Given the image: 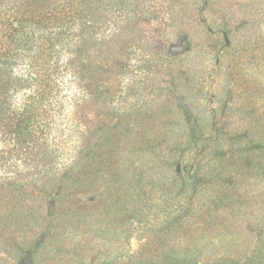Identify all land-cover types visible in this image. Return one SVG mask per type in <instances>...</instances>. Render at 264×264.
I'll return each mask as SVG.
<instances>
[{"label": "rangeland", "instance_id": "obj_1", "mask_svg": "<svg viewBox=\"0 0 264 264\" xmlns=\"http://www.w3.org/2000/svg\"><path fill=\"white\" fill-rule=\"evenodd\" d=\"M98 1L96 13L112 8L117 16L110 27L100 18L97 48L83 51L80 66L97 75L80 81L90 89L78 121L115 128L114 151L100 183L63 172L27 188L21 178L0 180L4 217L5 206L24 197L38 207L34 226L8 215L0 264L134 263L149 250L201 264L246 263L264 246V0ZM192 162L202 179L197 188H172L173 173L169 184L152 188L142 173ZM34 188H41L36 195ZM138 206L154 207L141 223L131 218ZM21 229L49 254L18 260Z\"/></svg>", "mask_w": 264, "mask_h": 264}, {"label": "trees", "instance_id": "obj_2", "mask_svg": "<svg viewBox=\"0 0 264 264\" xmlns=\"http://www.w3.org/2000/svg\"><path fill=\"white\" fill-rule=\"evenodd\" d=\"M92 3L100 4L98 0H0V180L16 185L19 180L13 178H21L27 188L31 183H50L52 174L63 172L77 178L90 174L79 181L85 182L94 176V181L100 183V173L107 168L108 156L114 151L115 128L95 130L90 127L92 120L86 121L88 126L78 121V117H83L86 89H90L82 84V79L87 76L88 80H94L97 75L80 64L84 61L83 51L90 55L89 50L97 48L95 38L100 30V18L108 20L110 27L117 14L110 7L108 12L96 13ZM137 14L135 8L134 15ZM88 47L91 49H86ZM105 106H100V120L105 117ZM90 107L95 112L99 109ZM9 140L14 141L13 147L6 148L3 142ZM78 143L79 146L71 150V145ZM164 169L167 170L142 172L152 188L165 182L169 184L170 173H173V183L169 184L172 188H181L177 184L201 186L195 162L184 168L180 166V170L168 164ZM40 189L34 188L30 193L36 195V190ZM195 195L179 198L177 208L190 205L189 199L194 200ZM30 198L24 197L19 206H5L8 215L22 219L18 222L20 225L26 219L31 226L36 223L33 215L38 207L30 204ZM172 200L170 197L167 203L174 205ZM153 209L138 206L133 209L131 218L141 223L144 213ZM159 212L170 213L162 208ZM0 214V232L7 231L11 220L7 213L4 217L0 210ZM9 235L11 239L12 234ZM20 235L16 256L22 263L35 259L40 252L49 254L51 251L43 247L44 244L36 243L23 229ZM193 258L149 250L134 263L120 260L116 264H201ZM214 264L239 263L225 259ZM244 264H264V246L255 249Z\"/></svg>", "mask_w": 264, "mask_h": 264}]
</instances>
